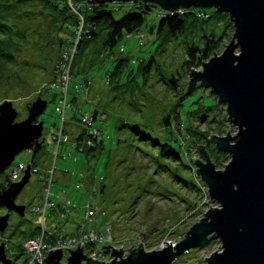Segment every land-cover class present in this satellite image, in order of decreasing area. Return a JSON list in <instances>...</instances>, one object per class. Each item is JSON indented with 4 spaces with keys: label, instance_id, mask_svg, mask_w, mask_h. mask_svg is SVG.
I'll return each mask as SVG.
<instances>
[{
    "label": "rangeland",
    "instance_id": "1",
    "mask_svg": "<svg viewBox=\"0 0 264 264\" xmlns=\"http://www.w3.org/2000/svg\"><path fill=\"white\" fill-rule=\"evenodd\" d=\"M81 1L86 3V0ZM131 5L114 3L107 4L106 7L118 19L128 12ZM33 9L39 10L40 7ZM185 12L187 11L177 14ZM161 14L165 13L154 7L146 15L140 33L126 35V39L121 40L111 54L105 51L104 57L100 55L102 35H98L92 43L78 52L71 69L72 79L65 94L67 107L62 119L56 112L58 102L63 98L58 87L44 92L41 89L46 88L43 85L50 78V57L46 60V54H39L35 48V40L38 38L30 33L31 30H43L45 23L42 19L34 24L33 20L29 22L24 51L16 59L23 68H27L23 66L24 63H30V70H19V78L8 79L0 87V104L4 101L12 102V108L17 113L15 123L26 119L28 104L39 98L47 103L38 118L43 123L40 138L43 146L34 161L39 172L31 174L28 184L15 200L16 205L25 207L24 215L19 217L12 213L6 230L0 234V244L5 243V253L12 264H23L25 259L24 255L18 257L15 244L23 240L30 229L39 227L40 216L31 211V205L45 198L44 187H47V183L42 184L41 176L49 171H52L50 200L55 203L68 200L75 210L69 216L74 215V220L70 221L66 217L65 221H52L56 228L69 233L77 226L85 225L86 230H97L105 225L111 227V235L115 241L124 240L127 247L135 248L141 244L145 251L157 250L166 243L181 241L190 227L199 222L209 208L216 207L215 203L209 202L207 189L195 176L196 168L192 163L193 160L200 159L195 151L198 146H205L204 140L190 137L182 141L183 149L177 148L181 162L187 169L180 165L175 167L170 159L159 157L157 148L151 145L150 140H140L132 131L135 128L141 131H145V127L156 128L161 135L166 129L160 125L162 119L169 117L172 120L175 110H179V120L187 125L202 114L203 107L209 106L213 108L206 119L209 122L195 123L191 129L211 136L218 134L207 131L217 127L224 131L218 135L222 137L227 132L231 136L236 132V128L227 121L224 106H218L216 97L207 95L208 90L196 87L190 96L180 99L184 106L176 107L180 92L185 91L189 81L188 73L181 67L186 59V44L183 41L186 43L187 40L180 38L161 43L155 34ZM228 20V16L225 20L212 18L205 24V28L216 26L215 33L221 37L219 47L214 52L217 55L221 54L233 34L232 24ZM21 28L24 30V24ZM150 58H154L155 62L151 63V68L143 75L139 67L146 66ZM118 59L127 60H124L120 73L113 76L114 62ZM42 60L48 64L44 66L47 68L45 71L38 67L44 65ZM171 72L178 78L177 93L170 91L161 81L163 76L170 77ZM95 112L96 119L92 122V128L87 130L98 129L103 145L94 158L78 152L70 144H61L60 148H56L50 135L55 129H59L61 122H64V132L74 136L82 130L78 120L86 113L92 118ZM31 156L29 150L17 154L0 175V181L7 178L16 167L30 164ZM227 162L228 158L222 162L223 166ZM176 163L180 164V161ZM159 166L166 167L168 172L178 173L183 179L190 180L194 176L197 187L189 189L182 183L173 181ZM223 166L218 170H222ZM173 168H177V171ZM15 182L18 181H12ZM89 204L96 213L85 221ZM5 214L6 209L0 208V216ZM53 219L54 215H51V219L47 216L46 224ZM220 249L219 241H213L204 248L183 254L172 264H206L204 259Z\"/></svg>",
    "mask_w": 264,
    "mask_h": 264
},
{
    "label": "water",
    "instance_id": "2",
    "mask_svg": "<svg viewBox=\"0 0 264 264\" xmlns=\"http://www.w3.org/2000/svg\"><path fill=\"white\" fill-rule=\"evenodd\" d=\"M114 3L153 5L165 14L213 10L228 16L233 27L230 42L220 55L214 53L203 63L201 70L190 71L187 90L188 94L196 87L208 90L207 95L224 106L227 121L236 132L208 138L215 150L228 158L222 170L215 168L205 147H197L200 159L193 160L195 176L216 207L209 208L181 241L152 251H144L140 244L127 250L126 258H121V249H112L110 257L114 259L110 262L86 258L78 245L74 251L67 249L70 254L64 264H172L213 241H219L221 249L204 259L206 264H264V0H86L89 6ZM46 106L42 99L35 100L26 119L15 123L12 102L0 104V175L23 150L31 151L33 161L42 149L43 123L38 118ZM2 152H6L4 156ZM30 176L27 166L21 179L0 193V208L6 209L0 216V234L6 230L11 213L24 215L25 207L16 205L15 200ZM61 259V249H57L48 252L42 263L62 264ZM0 264H12L4 243L0 244Z\"/></svg>",
    "mask_w": 264,
    "mask_h": 264
},
{
    "label": "trees",
    "instance_id": "3",
    "mask_svg": "<svg viewBox=\"0 0 264 264\" xmlns=\"http://www.w3.org/2000/svg\"><path fill=\"white\" fill-rule=\"evenodd\" d=\"M56 1L57 0H0V87L4 86L11 79L19 78L17 75L19 70H25L29 72L31 67L30 63H24L23 66H26L27 68H23L17 62L16 57H18L24 51L23 45L26 43V29L27 26H30L29 22L33 20L34 24V22L38 19H42L44 21L45 28L43 30L38 29V31L31 30L30 33L33 35V37L36 36V38H38L35 40V48L37 51H39V54L41 53V55H47L45 57L46 60L48 57H50L48 64L51 66V70H49L50 78L48 79V82L43 85L46 86V88L42 87L41 89L44 92L48 89L50 90L48 87H52L56 79V65L61 60V55L65 49L73 44V38L76 36L77 29L81 23L79 17H77V15L73 13L69 7L67 0H59V2ZM80 1L81 0H73V4L79 8V12L83 20L80 41L76 47V55L82 48H84V46L87 47L90 43H92L98 35L103 36L99 48L100 55L104 57L105 51L110 54L113 53V49L121 40L126 39V35L133 36L136 33H140V30L145 23L146 15H148L155 7L153 5H146L142 3L132 4L128 7L129 10L127 13H124V15H122L120 18L115 19L113 17V11L109 10L106 7L107 5L89 6L86 3L81 5ZM31 4L37 5L36 7H40V9H33L36 7H32ZM212 18L216 20H225L227 15L218 14L214 11L208 10L187 11L182 15H160V20L156 27L155 34L161 43H167L170 41L172 42L180 38L187 40L186 43L183 41L184 44H186L184 48L186 59L183 61L181 67L186 71V73H188V76L191 70H198L203 63L208 61L214 54L215 50H217L219 47L221 37L217 36L215 33L216 26L213 28H205V24H207V22ZM22 24H24V30L21 28ZM76 55L74 56L72 64L70 65L69 74L71 79V69ZM124 60L127 59H118L114 62V70L112 73L113 76H117L120 73ZM154 62V58H150V60L146 63V66L142 65L139 67V71H141L144 75L145 72L151 68V63ZM42 64L44 65H38V67L45 71L47 68H44V66L48 64L45 62V60H42ZM161 81L170 91L174 93L178 92L176 84L178 82V78L173 72L170 73V77L163 76ZM56 87L57 86H55L53 89ZM57 89L59 90V87ZM187 89L188 84L185 91L180 92V95L176 101V107L184 106V103L180 100V98H184L191 94H188ZM208 96L211 95L209 94ZM29 105L30 104H28L27 109ZM212 110V107H203L202 114L198 115L191 124L187 125L179 120V110H175V116L174 118H171L172 120H170L169 117L162 119L160 125L164 126L166 129H164L165 133H161V135L159 134L160 130H157L156 128L151 129L145 127V131L135 128L132 129V131L138 135L140 140H150L151 145L157 148L159 157L170 159V161L175 164V167L180 165L187 169L188 167L183 165L181 162V157L177 151V148H184V143H182V141L185 139L190 137H192L194 140L196 138H201L205 142V146L203 147H205V150L207 151L208 156L210 157L215 168L218 169L223 166L222 162L227 159V156L218 153L215 150L213 144L208 141L209 135H205L207 133L199 134L197 131H194V129H191L195 123L199 124L201 122L203 123L204 121L209 122V120L206 119L209 117L208 113ZM96 113L97 112H95L92 116V122L96 119ZM215 120L216 122L218 121V119ZM78 122L82 127V130L75 139H71L73 143L76 142L78 144V147L76 146L75 148L72 145L70 146L78 152L83 153L88 157L94 158L96 154L99 153L103 145L101 136L99 139H96V137L92 136L91 131L87 130L92 128V123L91 127H85L83 124H81V120H78ZM212 131H215V133L218 135H221L224 132L222 129L217 127L214 129H209L207 132L210 133ZM86 139L91 141L90 146L84 144ZM36 157L33 161H31V166H35L34 161ZM177 161H180V164H177ZM159 167L163 172L167 170V168L164 166ZM176 169L177 168H173V170L177 171ZM166 173L170 175V178L173 181L182 183L184 187H188L189 189L197 187L193 180L194 176L192 179L188 180L183 179L178 173L175 172L171 173L166 171ZM46 176L47 173L43 174L41 177L43 179ZM11 183L12 181L9 179V176L0 181V193L3 192ZM37 233L38 228H35L31 233L28 232V235L26 237L24 236L23 240L15 244L19 253L18 257L24 255L22 249L24 241L28 238L35 237ZM51 240V238L47 239L48 242Z\"/></svg>",
    "mask_w": 264,
    "mask_h": 264
},
{
    "label": "built area",
    "instance_id": "4",
    "mask_svg": "<svg viewBox=\"0 0 264 264\" xmlns=\"http://www.w3.org/2000/svg\"><path fill=\"white\" fill-rule=\"evenodd\" d=\"M67 3L73 13L77 15L80 19V25L77 29V34L73 38L74 42L70 47H67L63 54L61 55V60L56 65V79L50 87L53 89L55 86L59 87L63 98L59 101V104L56 108V112L61 116V119L64 116L65 109L67 107L65 94L67 90V86L71 81V77L69 74L70 65L72 64L73 58L76 55V47L80 41L81 31L83 27L82 16L79 12V8L73 4V0H67ZM79 5V4H78ZM181 12V11H180ZM92 118L89 114H84L81 118V124L85 127H91ZM64 122H61L59 129H55L54 132L50 135L51 140L56 144V148H58L61 144H70L73 147H78L76 142L69 138L63 131ZM91 134L96 139L100 138V132L97 129H92ZM84 144L87 146L91 145V141L86 139ZM27 166L30 167L31 174H37L39 172L36 166H31V163ZM27 166H18L10 172L9 179L11 181H19L23 175V172L27 168ZM44 183H47V187H44L45 190V198L42 199L40 204L31 205V211L40 216V224L38 228V233L35 237L28 238L24 241L22 245L23 254L25 255V259L23 264H44L43 260L46 259L48 252H54L57 249H61L62 259L61 263L64 264L66 262V258L69 256L70 250H76L78 245L79 248H82L83 255L86 258H90L91 260L98 262H110L114 258L110 257L112 249L118 251L121 249L123 254L121 258H126V255H129V251L135 249V247H127L125 241H119L112 237L111 235V227L104 226L102 230L95 231L91 230L88 232L80 231L77 234L66 235L63 230L61 231H50L47 228L46 217L48 216V208L52 207L53 204L48 200L50 185L52 183V171L47 173V176L43 178ZM208 196V195H207ZM58 216L61 221H64L66 215L70 213V204L68 200L65 202H61L58 206ZM96 211L92 207V205L87 206V214L86 218L91 219L95 215ZM99 214L100 211H97ZM52 239L50 242L47 239ZM110 248H107V247ZM138 248V247H137ZM160 247L159 249H161ZM158 250V249H157ZM145 251V250H144ZM84 264V262H82Z\"/></svg>",
    "mask_w": 264,
    "mask_h": 264
},
{
    "label": "crops",
    "instance_id": "5",
    "mask_svg": "<svg viewBox=\"0 0 264 264\" xmlns=\"http://www.w3.org/2000/svg\"><path fill=\"white\" fill-rule=\"evenodd\" d=\"M80 3L81 4H83V2L82 1H80ZM80 132H81V130L79 131V132H77V133H75L74 134V136H70L68 133H67V135L70 137V139H75L79 134H80ZM66 145V144H65ZM61 146V145H60ZM60 146H59V148H60ZM41 181H42V184H44L43 183V179H41ZM51 188V187H50ZM48 200L53 204V206L52 207H50V208H48V218L49 219H51V215H54V219L53 220H50V223L47 221V228L50 230V231H61L62 229H59V228H56L55 227V225H53L52 224V221H54L55 219H57V220H60V218H59V216H58V209H57V206L60 204V202L59 203H55L54 201H52V200H50V195H49V198H48ZM42 201V200H41ZM41 201H39L38 203H36V204H40L41 203ZM74 208L72 207V206H70V213H68L67 215H66V217H69L70 215H72L73 213H74ZM66 217H65V219H66ZM70 218V221L71 220H74V215H73V217L71 216V217H69ZM65 219H64V221H65ZM86 220H88L87 218H85V221ZM66 224H68V223H66ZM105 226V225H104ZM92 230V229H91ZM91 230H86L85 229V225L84 226H77V228L73 231V232H69V233H65L66 235H73V234H77V233H79L80 231H83V232H88V231H91ZM99 230H102V228L101 229H97V230H95V231H99ZM33 231V229H30L29 230V232L31 233Z\"/></svg>",
    "mask_w": 264,
    "mask_h": 264
},
{
    "label": "bare ground",
    "instance_id": "6",
    "mask_svg": "<svg viewBox=\"0 0 264 264\" xmlns=\"http://www.w3.org/2000/svg\"><path fill=\"white\" fill-rule=\"evenodd\" d=\"M5 153H6V152H2V153H1V156H4V155H5Z\"/></svg>",
    "mask_w": 264,
    "mask_h": 264
},
{
    "label": "flooded vegetation",
    "instance_id": "7",
    "mask_svg": "<svg viewBox=\"0 0 264 264\" xmlns=\"http://www.w3.org/2000/svg\"><path fill=\"white\" fill-rule=\"evenodd\" d=\"M11 214H12V213H11ZM11 214H10V215H11Z\"/></svg>",
    "mask_w": 264,
    "mask_h": 264
}]
</instances>
